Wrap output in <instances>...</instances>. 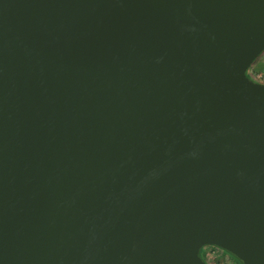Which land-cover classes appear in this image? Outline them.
Wrapping results in <instances>:
<instances>
[{
    "label": "water",
    "instance_id": "water-1",
    "mask_svg": "<svg viewBox=\"0 0 264 264\" xmlns=\"http://www.w3.org/2000/svg\"><path fill=\"white\" fill-rule=\"evenodd\" d=\"M264 0H0V264H264Z\"/></svg>",
    "mask_w": 264,
    "mask_h": 264
},
{
    "label": "trees",
    "instance_id": "trees-1",
    "mask_svg": "<svg viewBox=\"0 0 264 264\" xmlns=\"http://www.w3.org/2000/svg\"><path fill=\"white\" fill-rule=\"evenodd\" d=\"M210 247L207 248L204 247L201 250V255L208 264H243V262L233 254L216 246H210ZM216 250H218V254L216 256H213L211 259H208L207 257L208 252L216 251Z\"/></svg>",
    "mask_w": 264,
    "mask_h": 264
},
{
    "label": "rangeland",
    "instance_id": "rangeland-1",
    "mask_svg": "<svg viewBox=\"0 0 264 264\" xmlns=\"http://www.w3.org/2000/svg\"><path fill=\"white\" fill-rule=\"evenodd\" d=\"M262 63H264V53H262L255 61L254 63L252 64V66L250 67V69L248 70V75L253 79L255 80V77H254V71L256 70H263L264 69V66L261 68L260 65H262ZM264 65V64H263ZM207 248V247H206Z\"/></svg>",
    "mask_w": 264,
    "mask_h": 264
},
{
    "label": "built area",
    "instance_id": "built-area-1",
    "mask_svg": "<svg viewBox=\"0 0 264 264\" xmlns=\"http://www.w3.org/2000/svg\"><path fill=\"white\" fill-rule=\"evenodd\" d=\"M254 77H255V80L264 83V69L254 71ZM217 254H218V250L211 251V252L209 251L207 257L208 259H211L213 256H216Z\"/></svg>",
    "mask_w": 264,
    "mask_h": 264
},
{
    "label": "flooded vegetation",
    "instance_id": "flooded-vegetation-1",
    "mask_svg": "<svg viewBox=\"0 0 264 264\" xmlns=\"http://www.w3.org/2000/svg\"><path fill=\"white\" fill-rule=\"evenodd\" d=\"M248 74V73H247ZM249 76V75H248ZM250 77V76H249ZM251 78V77H250ZM252 79V78H251ZM253 80V79H252ZM254 81H256V82H258V83H262V84H264L263 82H259V81H257V80H254ZM206 247H210V246H206ZM211 248V247H210ZM203 249V248H202ZM203 257V256H202Z\"/></svg>",
    "mask_w": 264,
    "mask_h": 264
},
{
    "label": "crops",
    "instance_id": "crops-1",
    "mask_svg": "<svg viewBox=\"0 0 264 264\" xmlns=\"http://www.w3.org/2000/svg\"><path fill=\"white\" fill-rule=\"evenodd\" d=\"M263 64H264V63H262V65H260V66H261V68L264 66Z\"/></svg>",
    "mask_w": 264,
    "mask_h": 264
}]
</instances>
